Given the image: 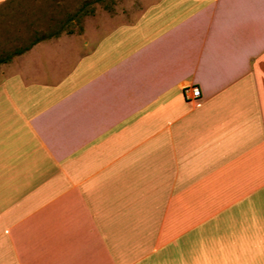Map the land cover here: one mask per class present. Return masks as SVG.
Here are the masks:
<instances>
[{"label":"crops","instance_id":"crops-1","mask_svg":"<svg viewBox=\"0 0 264 264\" xmlns=\"http://www.w3.org/2000/svg\"><path fill=\"white\" fill-rule=\"evenodd\" d=\"M140 1L0 64V264H264V0Z\"/></svg>","mask_w":264,"mask_h":264},{"label":"rangeland","instance_id":"rangeland-1","mask_svg":"<svg viewBox=\"0 0 264 264\" xmlns=\"http://www.w3.org/2000/svg\"><path fill=\"white\" fill-rule=\"evenodd\" d=\"M140 0H9L0 6V58H10L32 41L77 33L89 17H127Z\"/></svg>","mask_w":264,"mask_h":264},{"label":"built area","instance_id":"built-area-1","mask_svg":"<svg viewBox=\"0 0 264 264\" xmlns=\"http://www.w3.org/2000/svg\"><path fill=\"white\" fill-rule=\"evenodd\" d=\"M185 101L195 107L200 105V90L198 87H189L184 90Z\"/></svg>","mask_w":264,"mask_h":264},{"label":"trees","instance_id":"trees-1","mask_svg":"<svg viewBox=\"0 0 264 264\" xmlns=\"http://www.w3.org/2000/svg\"><path fill=\"white\" fill-rule=\"evenodd\" d=\"M23 50H25V49H23ZM23 50L18 51V52H16L15 54H18V53L22 52ZM8 60H9V58H0V64L5 63V62H7Z\"/></svg>","mask_w":264,"mask_h":264}]
</instances>
